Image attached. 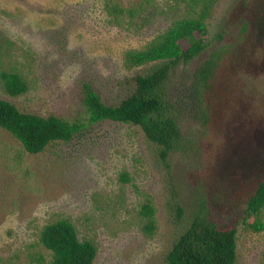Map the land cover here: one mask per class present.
I'll use <instances>...</instances> for the list:
<instances>
[{"label":"rangeland","instance_id":"obj_1","mask_svg":"<svg viewBox=\"0 0 264 264\" xmlns=\"http://www.w3.org/2000/svg\"><path fill=\"white\" fill-rule=\"evenodd\" d=\"M119 2L133 13L112 14L103 0H0V74L15 71L27 84L11 96L0 77V98L23 112L86 121L84 83L110 105L131 93L134 76L152 63L128 67L124 52L193 9L191 0ZM242 21L248 29L232 99L217 120L201 121L191 96L195 71L216 34L223 30L228 39ZM204 42V51L173 66L165 83L180 131L166 164L130 124H90L39 154L0 128V258L20 264L35 253L48 256L39 231L66 218L96 247L93 264H164L177 234L199 214L236 226V264H264V230H251L244 213L264 176V0H212ZM145 196L156 209L153 237L140 230Z\"/></svg>","mask_w":264,"mask_h":264},{"label":"trees","instance_id":"obj_2","mask_svg":"<svg viewBox=\"0 0 264 264\" xmlns=\"http://www.w3.org/2000/svg\"><path fill=\"white\" fill-rule=\"evenodd\" d=\"M211 3L212 0H191V15L174 20L144 46L124 52L128 67L150 63L152 67L148 72L134 76L133 91L117 104L104 103L88 83L83 84L81 98L87 113L86 121L23 112L0 98V128L19 142L25 152L39 154L52 143L71 141L90 124L100 121L130 124L139 127L145 140L156 147L160 159L166 164L180 140V131L168 107L165 83L173 66L186 63L204 51ZM103 6L112 14L133 13L119 0H103ZM247 29V23L242 21L239 30L228 39L223 30L218 32L217 43L196 69L191 96L199 120L215 121L227 109L236 87L232 79L234 71L243 60L241 47ZM0 77L9 95L26 92V82L15 71H2ZM123 179L129 180L127 174ZM176 209L181 211L180 206ZM155 213L153 200L145 196L139 214L140 230L146 237H153L156 233ZM244 213L252 221L247 225L251 230H264V219L261 218L264 215V176L247 196ZM236 233L235 225L220 227L210 217L194 214L173 240L164 264H236ZM38 244L48 256L35 253L28 262L20 264H93L96 256V247L89 240H80L74 225L66 218L46 223L39 231ZM0 264L14 262L0 258Z\"/></svg>","mask_w":264,"mask_h":264}]
</instances>
